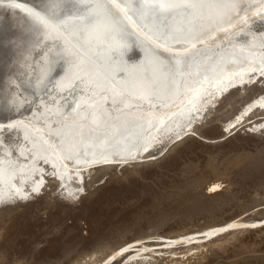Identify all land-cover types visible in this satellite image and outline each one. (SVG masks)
<instances>
[{"label":"bare ground","instance_id":"1","mask_svg":"<svg viewBox=\"0 0 264 264\" xmlns=\"http://www.w3.org/2000/svg\"><path fill=\"white\" fill-rule=\"evenodd\" d=\"M0 264H264V0H0Z\"/></svg>","mask_w":264,"mask_h":264},{"label":"rangeland","instance_id":"2","mask_svg":"<svg viewBox=\"0 0 264 264\" xmlns=\"http://www.w3.org/2000/svg\"><path fill=\"white\" fill-rule=\"evenodd\" d=\"M183 174H184V173H183ZM182 179H183V177H182L180 180H182ZM180 180H179V181H180ZM85 232H86V230H85Z\"/></svg>","mask_w":264,"mask_h":264}]
</instances>
